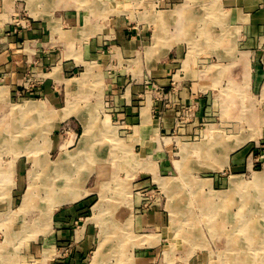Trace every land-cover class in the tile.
Returning <instances> with one entry per match:
<instances>
[{
  "label": "rangeland",
  "instance_id": "rangeland-1",
  "mask_svg": "<svg viewBox=\"0 0 264 264\" xmlns=\"http://www.w3.org/2000/svg\"><path fill=\"white\" fill-rule=\"evenodd\" d=\"M58 1L60 0H0V38L14 33L20 34L21 31L30 29L34 17L45 20L48 16L50 18L57 16L53 10L57 8ZM205 1L207 0H185L182 3L180 7L183 8L186 4V7L191 9L190 14L184 16L180 14L181 27L179 20L176 24H172L177 18L175 8L163 12L164 0H150V4L145 6H142L140 0L133 1L131 4H126L122 0H68L67 6L73 12L81 9L92 16L104 15L106 11L118 13L121 16L118 22L128 26L127 35L130 40L135 37L134 40L145 43L142 26H146L149 31L147 44L140 43L132 57L123 56L122 58L134 60L124 61L121 67L117 68L118 75L129 76L133 73L135 79L142 77L143 80L137 79V84L143 86V90L154 88L165 96L169 93V89L176 86L173 78L178 73L179 67L171 63L150 64L147 70L139 60L145 56L148 58L155 56L156 50L159 53L160 47L157 41L160 33L164 35L163 40L158 41H161L160 43H164L168 37L172 38L170 41H165L167 49H162L157 57L172 53L175 49H170L172 48L170 46H174L177 41L184 44L185 51H189V55H194L196 58L199 56L202 74L212 75L211 79L202 77L204 80H211V83H207L210 88L206 87V89L214 91L213 102L210 104L206 102L202 108V119L199 122L195 120L197 110L192 105L177 108L175 123L170 129H165L164 132L155 128L157 130L152 131L151 141H156L147 153L140 147L134 149L133 145L126 141L119 144L114 142L118 145L115 149L116 155L113 151L110 153L111 147L108 151L105 149L111 145V138L115 140V136L113 137L114 132L106 129V126L111 124V120L104 117L108 111L107 100H102L105 85L103 69L83 59L84 50H80L78 55L87 66L74 71L72 76L77 75L74 77L77 80L73 83H77L79 87L81 80L86 84L82 90H68L67 93L63 87L60 92L61 107L48 102L43 98L45 95H40L33 89L39 85L37 76L32 71L33 67L26 68L24 72L12 71L13 76L5 78L2 74L4 70L6 68L13 70V68L9 65L11 58H4L0 62V141L3 140L1 135L5 134V130L8 133L14 123L21 121L23 127H27L28 133L26 137L22 136L24 129H21L17 138H13L15 140L21 138L23 143L30 141L35 148L28 150L17 147L19 149L16 151L0 153V167H3L0 168V175L8 181V185L0 186V199L7 196L17 197L19 194L25 195L28 191H33L36 196L33 204L35 202L36 207L39 208L41 205L39 193L42 190L40 181L43 180V169L40 164L44 159L47 170H53L52 162L60 154L64 161L62 173L65 174L64 177H69L63 181V188L66 187L65 190L63 189L64 194H70L73 186H77L78 183L80 186L86 183V186L92 187L91 191L94 189V200H92L93 204H96L95 218L100 224L99 238L103 242L94 248V254L101 253L102 256L103 253L101 264H249L250 254L260 249L245 247L247 241L240 234L233 238L231 233L235 231L234 228L237 225L233 227L231 218H228L223 211L236 215L253 210L254 216L261 214V211L260 214L256 211L258 209L256 205L259 203L255 197L260 190L264 189V186L262 185L261 188L247 186L243 195L235 192L232 185L236 181L251 182L256 173L264 172V85L263 83L258 85V79L253 78L257 68L261 67L264 70V40L262 44L255 43L252 40L254 31L251 27L253 11L262 12L263 28L258 33L264 39V0H256L255 5L247 2L248 0H228V5L226 0H219L223 7L220 14L224 17L221 22L216 21L214 24L213 17L219 16L209 10V3ZM237 5L247 7V10L239 14L235 13L238 20L234 22L231 18L227 19V16L234 15L232 9H237ZM225 8L230 12H227ZM206 9H208L207 12H205ZM125 12H132L131 20L134 22L126 20V17V19L122 18ZM163 14L167 16V20L161 23V20L165 18L162 17ZM99 21L102 23L104 20ZM82 23L83 21H80V25ZM89 23L93 21L87 22V25ZM191 24L193 28L190 27ZM209 26L213 29L209 30ZM58 28L62 29L61 25ZM63 29L71 30L70 27ZM159 29L161 32L158 31ZM71 35L68 37L76 42L78 35L77 37ZM240 37H247L248 51L241 47L240 42H237ZM232 39L236 41L232 42ZM240 51L244 52L241 62L243 65L248 64L249 71L244 80L230 79L227 76V68H236L233 63L237 64L239 61L237 58L240 56ZM48 57V54L43 55L45 61ZM40 61L37 58L34 65H39L47 73L51 65ZM25 62L27 64L29 60ZM187 65L190 66V64ZM14 72L17 73L14 74ZM22 73L23 77L18 75ZM159 75H165V78L171 81L170 85L164 86L163 83L156 81L155 79H161ZM173 97L177 99L176 96ZM64 106L67 109L71 108L76 117L65 116L66 108L61 109ZM19 109L22 110V114ZM145 111L144 109L142 116L148 115ZM30 115L38 118L31 119ZM16 117H19L17 119L20 121L14 120ZM157 123L158 120H146L149 127ZM143 133H146L145 128ZM144 134L143 136L146 137ZM215 136L217 138L220 136L221 139ZM86 139L91 140L89 146L78 149L83 146V141ZM163 152L168 154L167 161L152 160V157L148 156L154 153L163 154ZM81 160H86V164L84 162L79 164ZM99 160L106 162L101 163ZM82 170H88L93 174L89 181H77ZM149 173L154 174L153 178H148ZM139 174L142 175L139 177ZM138 180H147L142 182L144 187L136 188L141 185L136 183ZM163 183L165 186L162 185ZM47 186L51 187H48L49 191L53 190L55 183L50 182ZM167 186H170V189ZM223 193L231 194L224 202L220 201L219 197ZM50 194L54 195V193ZM138 198H141V202L146 201L149 206L153 204L158 208L156 209L159 212L160 226L138 230L131 221L122 224L120 219H117V212L102 211L108 205L113 208L118 204L132 206ZM13 203L17 207L21 200L15 199ZM145 207L148 208V206ZM214 213H218L217 216H214ZM215 222L217 226L221 225L223 231L220 234L214 230ZM107 236L110 237L108 238L110 241L106 244L104 239ZM122 236H125V239L128 238L125 247L122 242H116L121 241ZM229 238L237 246V252L231 249L232 245L227 244L226 241ZM147 243L155 247L152 250H157V255H148L146 261L134 258L137 246ZM130 249H132V257H125L124 255L128 254ZM234 257L235 259L237 257L239 261H234Z\"/></svg>",
  "mask_w": 264,
  "mask_h": 264
},
{
  "label": "crops",
  "instance_id": "crops-1",
  "mask_svg": "<svg viewBox=\"0 0 264 264\" xmlns=\"http://www.w3.org/2000/svg\"><path fill=\"white\" fill-rule=\"evenodd\" d=\"M122 1L126 4H131V2L136 0ZM184 1L185 0H164L163 2V8H165L163 12H168L172 8V10H174V8L177 10H175V16L177 18L172 24H176L179 20V22H181V27V15L183 14L184 16L185 14H190L191 9L190 7H186V4L183 8L180 7ZM255 1L256 0H248L247 2H252L255 5ZM140 2L143 4L142 6L150 4V0H140ZM207 2L210 7V9H208L213 13H217L219 16L213 17V24L216 21L221 22L224 15L220 14L223 11V7L220 5L219 0L205 1V3ZM226 2V5H228V0H226ZM67 4L68 0L58 1L57 8L53 10L54 14L56 13L57 16L51 18L48 16L45 20H39L34 17V21L30 26V29H26L23 32L21 31L20 34L14 33L12 35H6L4 38H0V62L3 61L4 58L6 59V57L11 58L9 65L13 68V70H9L8 68L4 70V73L2 74L5 78L6 76H13L12 71L22 70V72H24L26 68L31 69V67H33L32 71L37 76L39 84L38 86L33 87V89H35L40 95H45L43 98H45L48 102L61 107L62 101L60 92L63 87H65L67 93L68 90H82L84 84H86L81 80L79 82L81 86L79 87L77 83H73L77 80V78H74L77 75L72 76L74 71L84 69L87 66L85 61L78 55L80 50H84L85 53L83 59L90 64L95 63V67L103 69V79L105 85L104 90L102 91V100H107L106 108L108 111V114L104 117L110 118V125L112 128L111 129L110 125H108L106 126V129H108L109 132H114L113 137L115 136V140L114 138H111V145L105 149L108 151V148L111 147L110 153L113 151V154L115 155V149L118 147L116 144L123 141L133 145L132 147H134V149L135 147H140V149H144L146 153L150 152L154 146L153 142L156 141H151L153 134L152 131L155 132V130H157L155 128L164 130V132L165 129H170V127L175 123L174 119L177 108L180 109L184 106L192 105L198 111H196L195 120L199 122L202 119V108L206 102L208 104L213 102L212 94H214V91L206 89V87L210 88L207 83H211V80H204L202 77H209V79H211L212 75L206 76L201 73L202 65L199 63L201 62L199 56L196 58L194 55H189V51H185L184 44H181L180 42L177 43L176 41L174 46H170L172 47L170 49H175L172 53L169 55L167 54V56L157 57V54L161 53L162 49H167V45L164 44L165 41H170L172 38L168 37L167 40H164V43H160L161 41H158L164 37V35L160 33V35H158L159 39L157 44L159 43L158 45L161 52L159 51L158 53V50H156L157 54L155 56L153 55L154 57L150 56V58H148L145 56V58H141L139 60L142 65L146 66L147 70L150 64L168 65L171 63L172 65L179 67L177 73L178 75L176 74L177 77L175 75L173 78V80L176 81V86L169 89V93L165 96H162V94L154 88H151V90H143V86L137 84V79L140 81L142 77L135 79V75L133 73L129 74V76L118 75L117 68L121 67L122 62H130L133 59L122 58L123 56L132 57L140 43L145 45L147 44L146 41L149 31L146 29V26H142L143 33H145L143 34V37L146 40L145 43L140 40H134L135 37L130 40L127 35L128 26H124L122 23L118 22L119 17H121L118 13L106 11L104 15L93 14L94 16H92V14L87 15L86 12L81 9L77 10V12L70 11ZM208 9H206L205 12H207ZM225 9L227 12H230L229 9ZM246 10L247 7H238L237 5V9H232V14L234 15L230 17L227 16V19L231 18L235 22L238 20L235 13L239 14L241 11ZM179 11L180 13H178ZM160 12H162V10ZM261 14L262 12L257 11V13H255V10L253 11L251 27H253L254 33L253 38H248H252L255 43L261 42L262 44L264 40L263 36H260V33H258L259 30L261 32L263 28V25L261 24ZM132 16V12H125L122 18L126 17V20L129 19V21L134 22V20H131L133 19ZM162 17L165 18L162 19L161 22H166L167 16L165 15ZM99 20L104 21L100 23ZM80 21H83L81 25ZM90 21H93V23H89V25H87V22ZM60 25L62 29L58 28ZM65 27H70L71 30L63 29ZM190 27L193 28L192 24ZM209 28V30L213 29L212 26H209ZM71 34L75 37L78 35V40H76V42L68 37V35ZM235 41V39H232V42ZM237 42H240L241 47L247 50V37H240L237 39ZM213 43L215 42L213 41ZM47 54L49 57L47 61H45L43 55ZM243 54L244 52L240 51V56L237 58L240 62L241 59L244 58ZM37 58L41 60V63L51 65L50 70L47 73L44 72V69H42L39 65H34V61H36ZM79 58L81 60H79ZM27 60H29V62L26 64L25 61ZM230 61L231 60H229V62ZM239 61L237 64L236 62L233 63L236 68H227L228 78H239L240 80L245 79L248 67ZM187 64H190V66L188 67ZM6 65L7 67L9 66L8 63ZM16 73L17 72H14V74ZM262 74L264 75V70L261 69V67L257 68L256 72L253 73V78L258 79V85L260 83H263L264 85V78ZM18 75L23 77V73ZM158 77L161 79H155L156 81L163 83L164 86L170 85L171 81L165 78V75H159ZM142 80L141 83H143ZM199 84H204L205 87L203 88L204 85L200 86ZM245 84L246 82L244 85ZM237 89H239V86H237ZM173 96H176L177 99ZM64 108H66L67 117H76L72 109H67L66 106L61 109L63 110ZM142 109L147 111L148 116H142ZM34 116L35 115H30L29 118H38ZM147 117H150L151 121L158 120V123L149 127L148 124H146V120L148 119ZM23 126L24 125L20 121L18 122L16 129L11 127L8 133L7 130H5V134L1 135L3 140L0 141V153L8 152L10 150L16 151L19 149L17 148L19 146L28 150H33L35 148V145L32 143H30L29 147V141L23 143V141L20 140L21 138L16 140L13 138V136H18L20 133L18 131H21V129H24L23 136L28 133L27 127ZM143 128H145L146 137L143 136ZM90 141V139L84 140L83 142L85 144L83 143V146H78L79 148H77L80 150L82 148L85 149V147L89 146ZM115 141L116 144H114ZM148 156L152 157V160L167 161L168 159V154L166 152L159 155L154 153L153 155L151 154ZM63 162L64 161L61 159L59 154V157L52 162L53 170H47V167H45L46 161L42 159V163L40 165L43 169V180L40 181V183H42L40 186L42 185L43 188L39 193V195L41 194L39 196V200L41 201V205L39 206L40 209L36 207L37 204L35 202L33 204V200L35 201L36 196L31 191H28V194L26 193L25 195L19 194L17 197L13 196L12 198H9L7 196L4 199H0V264L101 263L103 253L101 258V254H94V248L99 246L102 242V239L100 240L99 238L100 224L95 218L96 204H93V195L95 192L91 191L90 189L92 187L86 186V183H83L82 186L78 183L77 186H73L70 194L65 195V192L62 191L65 188H63V181H66L68 178L64 177L62 173ZM83 162L86 164L87 161L81 160L79 161V164ZM99 162L104 163L106 161L99 160ZM90 174L91 173H89L88 170H82V173L78 176L77 181H89L93 175ZM141 175L142 174H139V177ZM153 176V173H149L148 178H153ZM143 181H136L137 184H141L136 186V188L144 187V184L142 183ZM50 182L52 184L54 182L55 187L49 192L47 184H50ZM7 184L8 181L0 175V186ZM147 188L148 187H146V189ZM49 193H54V195H49ZM68 198L70 200H68ZM15 199H20L21 205L19 204L15 207L13 203ZM52 202H54V206ZM147 203L148 202L146 201L141 202V198H138V201H136L135 204H132V206L118 204L113 208L111 205H108L104 207L103 211L117 212V219H120L119 221H121L122 224L127 221H131L132 225L138 230H142L145 227L150 226L157 228V226H160L158 208L153 206V204L149 206ZM144 205L148 206V208ZM140 207L145 208L142 209ZM108 238L110 237L107 236L104 239L106 244L110 241ZM127 239H125V236H122L121 241L117 240L116 242H122V244H124L123 247H125ZM67 247H70V249L65 251ZM153 248L155 247L149 245L148 243L146 245L137 246V253H135L134 258L139 261H146L148 255L156 256L158 251H153ZM131 250L132 249H130V251L127 252L128 254L124 256L132 257Z\"/></svg>",
  "mask_w": 264,
  "mask_h": 264
},
{
  "label": "bare ground",
  "instance_id": "bare-ground-1",
  "mask_svg": "<svg viewBox=\"0 0 264 264\" xmlns=\"http://www.w3.org/2000/svg\"><path fill=\"white\" fill-rule=\"evenodd\" d=\"M33 1V0H32ZM31 2V1H30ZM33 3V2H32ZM32 9V8H31ZM165 16V15H164ZM174 17V16H173ZM172 19V18H171ZM186 20V19H185ZM165 22V21H164ZM169 22V21H168ZM162 23V22H161ZM159 26V25H158ZM161 26V25H160ZM160 28V27H159ZM158 29V28H157ZM161 29V28H160ZM160 31V30H159ZM164 32V31H163ZM165 34V33H164ZM162 35H163V33H162ZM161 35V36H162ZM157 36V35H156ZM160 36V37H161ZM163 40V39H162ZM245 60V59H244ZM240 62V61H239ZM244 62V61H243ZM241 63V62H240ZM248 65V64H247ZM248 67V66H247ZM246 68V67H245ZM249 71V70H248ZM246 73V72H245ZM150 96V95H149ZM149 99H150V97H149ZM147 102V101H146ZM41 103V102H40ZM37 105H39V103L37 104ZM151 105H152V102H151ZM29 106H31L30 105V103H29ZM35 107V106H34ZM37 107V106H36ZM145 107H146V105H145ZM38 108V107H37ZM41 108H42V106H41ZM143 108V107H142ZM30 109V108H29ZM71 109V108H70ZM20 110V113L22 112V110L21 109H19ZM31 110V109H30ZM32 110H33V108H32ZM35 110V109H34ZM76 110V109H75ZM143 110V109H142ZM24 111V110H23ZM38 111H40L39 110V108H38ZM71 111V110H70ZM12 112H13V110H12ZM72 112V111H71ZM146 112V111H145ZM41 113V112H40ZM69 113V112H68ZM14 114V113H13ZM18 114V113H17ZM22 114V113H21ZM21 114H19V116L21 115ZM42 114V113H41ZM146 115V114H145ZM22 116V115H21ZM63 116V115H62ZM66 116V115H65ZM148 116V115H147ZM22 117H24V116H22ZM17 118H19V117H16V118H14V120L15 119H17ZM148 118V117H147ZM25 119V118H24ZM148 119H150V117L148 118ZM18 120V119H17ZM18 121H20V120H18ZM151 121V120H150ZM261 121V120H260ZM150 123V122H149ZM25 124H26V121H25ZM17 125H18V122L17 123H14L13 124V128L14 129H16L17 128ZM27 125V124H26ZM251 125V124H250ZM21 126V125H20ZM34 126V125H33ZM36 126V125H35ZM242 128V127H241ZM240 128V129H241ZM21 129V128H20ZM209 130H210V128H209ZM245 130V129H244ZM149 131V130H148ZM241 131V130H240ZM18 132H20V131H18ZM27 132V131H26ZM209 132V131H208ZM31 133V132H30ZM237 134V133H236ZM211 135V134H210ZM228 135V134H227ZM11 136V135H10ZM20 136V135H19ZM23 136V135H22ZM240 136V135H239ZM14 137V136H13ZM26 137V136H25ZM92 137V136H91ZM205 137V136H204ZM216 137V136H215ZM217 138V137H216ZM218 138H220L221 139V137L219 136ZM217 138V139H218ZM237 138V137H236ZM239 138V137H238ZM25 140H26V138H24ZM225 139V138H224ZM13 140V139H12ZM223 140V139H222ZM206 141V140H205ZM235 141H237V140H235ZM20 142V141H19ZM22 142V141H21ZM221 142H223V141H221ZM30 141H29V147H30ZM27 145V144H26ZM20 147V146H19ZM236 147V146H235ZM238 147V146H237ZM198 148V147H197ZM201 148V147H200ZM230 149V148H229ZM94 152V151H93ZM225 152H227V150L225 151ZM185 153H187V152H185ZM190 154V153H189ZM225 155V154H224ZM186 156H187V154H186ZM186 158V157H185ZM185 160V159H184ZM11 161V160H10ZM181 161V160H180ZM186 161V160H185ZM184 162V161H183ZM11 163V162H10ZM181 163V162H180ZM12 167V166H11ZM7 169V168H6ZM66 171V170H65ZM65 175V174H64ZM68 176V175H67ZM73 176V175H72ZM69 178V177H68ZM78 178V177H77ZM8 180H10L9 178H8ZM10 182V181H9ZM162 182V181H161ZM169 183V182H168ZM42 184V183H41ZM170 184V183H169ZM8 185V184H7ZM162 185H164V183L162 184ZM262 185L264 186V172H262V173H256L255 175H254V179L251 181V182H248V183H246V182H242V181H236L233 185H232V187L234 188V190H235V192H237L238 194H243L244 195V192H245V188L247 187V186H256V187H258V188H261L262 187ZM28 186V185H27ZM42 186V185H41ZM165 186V185H164ZM8 187V186H7ZM10 187V186H9ZM48 187H50V186H47V188ZM168 187V186H167ZM170 187V186H169ZM168 187V189H170ZM43 188V187H42ZM51 188V187H50ZM66 188V187H65ZM77 188V187H76ZM49 189V188H48ZM71 189V188H70ZM78 189V188H77ZM84 189V188H83ZM65 190V189H64ZM94 190V189H93ZM92 190V191H93ZM41 191V190H40ZM57 191H59V190H57ZM63 191V190H62ZM33 192V191H32ZM50 192V191H49ZM61 192V191H60ZM88 192V191H87ZM89 192H90V190H89ZM101 192V191H100ZM234 192V193H235ZM36 193V192H35ZM104 193V192H103ZM26 194V193H25ZM30 194V193H29ZM57 194V193H56ZM85 194H87V193H85ZM84 194V195H85ZM246 194V193H245ZM41 195V194H40ZM51 195V194H50ZM60 195V194H59ZM101 195V194H100ZM229 195H231V194H228V193H226V194H221V196H219L220 197V201H222V202H224V201H226V199H228V196ZM27 197V196H26ZM55 197V196H54ZM56 197H57V195H56ZM66 197V196H65ZM106 197V196H105ZM22 198H23V196H22ZM80 198V197H79ZM101 198H103V197H101ZM27 199V198H26ZM255 199L258 201V203L259 204H257L256 205V208H258L256 211L260 214V211H261V214H262V216H261V214L260 215H256V216H254V214H253V210H251V211H246L245 213H239V214H229L228 213V211H226V210H224L223 211V213H226V216L229 218H231V221H232V224H233V227H235L236 225H237V227H235L234 228V232L233 233H231L232 235H233V238L238 234H240V236L242 237V236H244V239H245V241H247V243H246V245H245V247H247V248H249V249H260L259 251H257L256 253H252V254H250V256H249V264H264V189H262V190H260L259 192H258V195L255 197ZM60 200V199H59ZM68 200H70L69 198H68ZM250 200V199H249ZM27 201V200H26ZM60 202V201H59ZM105 202V201H104ZM28 203V202H27ZM44 203V202H43ZM46 203V202H45ZM54 202H52V204H53ZM27 205V204H26ZM49 205H51V204H49ZM101 205H102V203H101ZM25 206V205H24ZM53 206H54V204H53ZM59 206V205H58ZM101 207V206H100ZM40 209V208H39ZM49 209V208H48ZM104 209V208H103ZM44 210V209H43ZM43 210H41L42 212H44ZM52 210V209H51ZM210 210V209H209ZM218 209H216V211H217ZM103 211V210H102ZM215 211V212H216ZM46 212V211H45ZM174 212V211H173ZM207 213V212H206ZM178 214V213H177ZM218 214V213H217ZM217 214L216 213H214V216H217ZM210 216V215H209ZM224 217V216H223ZM173 220V219H172ZM173 222V221H172ZM237 224H236V223ZM229 223V222H228ZM214 225H215V229L214 230H216V232L217 233H221L223 230H222V228H221V225L219 226H217V223L215 222L214 223ZM229 236V235H228ZM233 241V240H232ZM232 241L230 240V238L229 239H227V244H230V245H232V247H231V249L232 250H235L236 252L238 251L237 250V246H235V244H233L232 243ZM240 250V249H239ZM101 254V253H100ZM101 256V255H100ZM235 260H237V261H239V259L236 257V259H235V257H234V261ZM92 263V262H91ZM95 263V262H94ZM101 264V263H100Z\"/></svg>",
  "mask_w": 264,
  "mask_h": 264
},
{
  "label": "built area",
  "instance_id": "built-area-1",
  "mask_svg": "<svg viewBox=\"0 0 264 264\" xmlns=\"http://www.w3.org/2000/svg\"><path fill=\"white\" fill-rule=\"evenodd\" d=\"M69 249H70V247H67L65 251H67V250H69Z\"/></svg>",
  "mask_w": 264,
  "mask_h": 264
}]
</instances>
